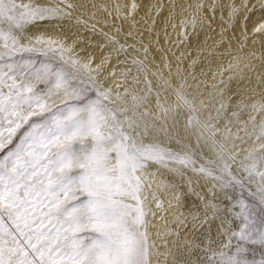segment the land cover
<instances>
[{
	"label": "snow or ice",
	"instance_id": "obj_1",
	"mask_svg": "<svg viewBox=\"0 0 264 264\" xmlns=\"http://www.w3.org/2000/svg\"><path fill=\"white\" fill-rule=\"evenodd\" d=\"M258 5L261 15L253 20V43L258 34L264 40V0H258ZM76 7L70 0L46 5L0 0V264H152L155 242L150 241L148 213L143 207L146 197L141 195L150 163L177 175L190 168L212 181L211 199L198 193L204 201L202 216L184 215L179 211L181 198L175 197L176 235L179 239V229L190 224L191 236L176 243L177 258L172 264H264V254L255 259L256 248L264 250V91L259 99L236 104L233 116L237 119L229 122L235 131L228 128L224 139L217 141L219 129L211 118L201 120L196 97L187 91L189 77H197L191 72L186 75L178 65L175 77L170 68L167 77L154 73L160 89L155 92L156 104L164 113L158 126L146 119V112H137L153 95L145 48L143 57L131 62L144 74L146 92L133 95L125 89L133 103L121 111L115 106L119 94L114 97L100 82L101 70L114 54L124 55L127 62L128 51L139 55V50L127 40L121 43L117 38L120 29L111 35L103 26L97 27L102 22L89 24L75 15ZM99 7L108 16L128 19L137 5L128 6L129 14H124L125 6L118 2ZM256 7L249 6V0H241L239 5L235 0H195L183 6L180 23L187 36L188 24L193 29L197 24L210 27L217 10L221 14L228 10L224 23L232 26L240 15L246 21L251 19L249 13ZM44 19L75 21L102 36L110 51L94 68L91 60L76 54L75 41L68 44L65 39L29 36L26 26ZM90 19L95 20V13ZM243 35L247 39V33ZM126 36L136 40L131 30ZM33 52L43 53L47 61L15 62L18 53ZM134 81L138 83L135 77ZM260 83L264 85V80ZM167 91L176 97L174 108L164 107L161 101ZM170 112L173 129L185 116V129L194 130L196 147L169 130ZM244 112L248 119L241 121ZM220 115L218 110L217 117ZM150 131L175 141L180 151L145 143ZM201 140L214 159L202 156L198 150ZM198 160L203 162L197 165ZM171 164L181 167L170 168ZM246 182L257 185L253 192L256 202L240 201L221 214L220 197L213 189L219 188L223 198H229V188L244 187ZM156 206L162 207L161 202ZM205 224L206 232L197 236L198 225Z\"/></svg>",
	"mask_w": 264,
	"mask_h": 264
},
{
	"label": "bare ground",
	"instance_id": "obj_2",
	"mask_svg": "<svg viewBox=\"0 0 264 264\" xmlns=\"http://www.w3.org/2000/svg\"><path fill=\"white\" fill-rule=\"evenodd\" d=\"M28 1L39 5L53 2V0ZM70 2L77 5L75 15L82 16L83 19L89 21V24L96 21L102 22L97 24V27L103 26V30L110 32L111 35H117V27L115 28L113 23L118 22L120 32L117 38L122 43L127 40L128 44H135L139 50V55L131 50L128 51L127 55L141 59L144 55V50L141 51L140 49L141 42L147 43V47L144 46L147 48V78L152 81L153 95L137 111L146 112V119L158 126L164 119V113L156 104L155 92L160 89L157 84V76L154 73L160 72L167 77L170 68L172 76L175 77L178 65L181 69L186 70L185 73L191 72L197 77L196 80L189 77L188 84L190 87L187 91L196 97L197 105L200 108L198 115L201 120L208 121L211 118L210 122L215 128L219 129L215 135L217 141L224 139L228 128L231 127L232 131H235L234 125L229 122L237 119L233 116V112L236 111V104L240 100L247 103L252 98L259 99L261 92L264 91V85L260 83L264 80V40L258 34L255 43H253L252 35L253 20L259 19L261 15L258 0H249V6L252 4L257 5L254 12L249 13L251 19L246 21L243 15H240L235 19L233 25L229 26L224 23L227 20L228 10L225 9L223 14L217 10L215 20L210 27L207 24H198L195 31L193 30V33L183 39H179L178 32L179 24H181L180 20L185 15L182 9L183 6L193 3L195 0H70ZM117 2L125 6L124 14H129L128 6L132 3H135L137 8L134 13L129 15L128 19H122L108 16L99 7L102 4L111 5ZM224 2L228 3L229 0H224ZM240 2L241 0H235L237 5ZM93 5H97V7H93ZM173 5L176 7L173 8ZM93 13H95V20L90 19ZM221 15H223L224 20L221 19ZM104 21H107L106 25L103 24ZM69 23L73 25L70 30ZM26 29L28 35L33 38L65 39L68 44H73L75 41L76 54L81 59L91 60L94 68L101 63L103 56L110 51L109 48L104 47L106 42L102 36L99 34L94 35L83 26L75 25V21L36 20L27 25ZM129 30L136 35V40L126 36ZM245 32L247 33V39L243 35ZM222 35L223 40L221 41ZM253 52L255 56L251 55ZM19 56L15 58V62L18 64H23L28 60L43 63L48 59V57L39 58V55L38 57L23 59L22 56L25 55ZM234 57L235 59H233ZM193 61H195V64L189 67ZM230 63L234 65L231 69L228 67ZM134 77L138 80V83L134 81ZM100 82L112 90L114 97L119 94L120 99L115 106L121 111H125L126 108L130 109L133 103L131 95H125V89H128L129 93L133 95H143L146 92L144 74L142 72L138 73L136 67L128 59L125 62L124 55L117 57L114 54L111 57L110 61L101 70ZM121 100L125 101L126 104L124 105ZM161 101L166 108H174L177 103L176 97L170 91L162 93ZM59 103L57 101V105ZM218 110L221 112L219 117H217ZM128 116H132L131 111H128ZM171 116L172 113L170 112L169 130L176 132L185 143L196 147L194 130L186 131L185 129V116L180 117L175 129L172 128ZM239 119L241 121L247 120L248 113H242ZM144 141L159 143L173 151H180V146L175 141H169L162 133L150 131L144 137ZM198 150L205 160L215 158L213 152L203 140H201ZM202 162L198 160L197 165ZM180 167L178 164L170 165V168ZM233 168L235 170V166ZM182 171L183 175H177L175 171L150 163L143 178L144 188L141 195L142 198L146 197L143 200V207L148 213L145 219L150 241L155 242L150 257L152 264H172L173 259L177 258L176 243L183 240L186 235L191 236L190 224L189 228L179 229V239L176 235L177 224L174 217L177 214V208L175 207V197L180 196L182 207L179 208V211H182L189 218L192 214L202 216L205 211L204 201L201 200L198 193L204 195L205 199H211V193L209 192V189L212 188L211 180L201 174L194 173L190 168L182 169ZM245 184L255 189L257 187L256 184L247 182ZM213 191L220 197L218 203L221 214H225L227 208L239 205L236 190L232 188L227 190L229 198H223L219 188H214ZM157 201L161 202L162 207L158 208L156 206ZM170 204L173 206L170 207ZM207 228V224L198 225L196 235L200 236L201 233H205ZM215 228L216 224H213V235L215 234ZM262 254H264V250L257 247L255 259H260ZM249 255L252 258V253Z\"/></svg>",
	"mask_w": 264,
	"mask_h": 264
},
{
	"label": "rangeland",
	"instance_id": "obj_3",
	"mask_svg": "<svg viewBox=\"0 0 264 264\" xmlns=\"http://www.w3.org/2000/svg\"><path fill=\"white\" fill-rule=\"evenodd\" d=\"M17 2H23V3H29V1L28 0H25V1H20V0H17ZM251 6V5H250ZM181 21V20H180ZM113 25H115L114 27L116 28L117 27V29H120V24L117 22V23H113ZM117 25V26H116ZM189 25V24H188ZM186 26V31H187V36L190 34V33H193L194 31H195V29H193V27H192V25L190 24L189 26ZM198 25V24H197ZM113 27V26H112ZM189 29H190V31H192V32H190L189 31ZM194 30V31H193ZM178 32H179V35H180V37H179V39L181 38V39H183V38H185V37H187V36H185L184 35V32H185V28H182L181 27V24H179V28H178ZM28 34V33H27ZM182 35V36H181ZM29 36H31V35H29ZM49 37H47V39H48ZM122 43V42H121ZM143 44V47L144 46H146L147 47V43H145V42H141V45ZM143 47H140V49H141V51H143L144 49H145V47L143 48ZM147 49V48H146ZM144 52V51H143ZM39 53V54H38ZM20 56H19V55ZM17 54V56H19V57H21V55H25V56H22V59L23 58H26V57H30V58H32V57H38V55L40 56L39 58H44V57H46L43 53H41V52H34V54L32 53H18ZM127 59L129 60V61H132V59H136L135 57H133V56H130V55H127ZM94 67V66H93ZM186 75H187V73H185ZM89 95H92V92L90 91L89 92ZM121 102L125 105L126 104V102L125 101H123V100H121ZM123 109V108H122ZM138 112V111H137ZM150 143L149 141H145V143ZM233 189V188H232ZM234 190H236V193H238V196H237V201H238V199H239V201H243V202H245V203H248V204H253V203H255L256 202V200L258 199L257 197H254V195H253V193L252 192H254L255 191V188H252V187H249V186H247V184H245V186L241 189V187H239V186H237L236 188H234ZM248 190V191H247ZM251 191V192H250ZM240 196V197H239ZM242 198V199H241ZM239 201H238V204H239ZM258 260V259H257Z\"/></svg>",
	"mask_w": 264,
	"mask_h": 264
}]
</instances>
